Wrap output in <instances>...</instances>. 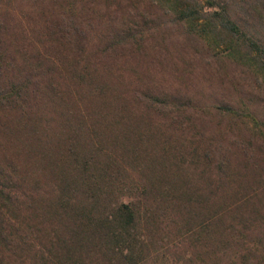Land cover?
<instances>
[{
	"label": "trees",
	"instance_id": "obj_1",
	"mask_svg": "<svg viewBox=\"0 0 264 264\" xmlns=\"http://www.w3.org/2000/svg\"><path fill=\"white\" fill-rule=\"evenodd\" d=\"M208 1L212 8L205 13L197 0L160 3L185 22L190 32L217 41L224 56L264 79V0H231L223 5ZM140 28L125 26L120 31L124 40L113 39L109 50L134 40L143 33ZM3 35L0 31V37ZM7 48L0 39V134L6 149L13 150L4 154L3 167L0 154V264H144L150 248L170 240L172 234L184 237L196 250L190 264H264V156L257 149H237L232 156L219 154L214 138L201 140L194 134L188 138L187 133L196 126L188 125L186 132L182 129L179 135L180 130L173 123L167 124L168 132L176 131L181 151L169 156V149L175 148L170 142L159 143L161 152H156V145L136 138L131 152L135 163L141 164L137 174L143 180L139 183V195H133L137 200L117 206L101 205L99 198H109L114 181L123 179L125 173L131 176L122 163L125 157L118 155L112 144L120 149L133 143H122L119 134L138 131L130 122L133 105L122 109L125 114L116 113L110 121L106 112L111 105L108 100H122L121 94H112L110 87L100 85L97 78H103L101 74L95 73L93 77V73L80 72L75 81L83 86L84 96L88 97L86 106L91 107V112L95 107L98 110L90 114L93 123L82 113L78 124L70 126L73 138L54 145L50 138L39 135L41 115L33 110L28 99V68L21 67L16 58H9ZM49 62L55 67L51 58ZM165 99L169 98H164L167 106ZM134 103L148 118L168 117L157 107L162 100L150 92L137 94ZM217 109L240 117L246 114L229 103ZM183 112L181 106L173 112L174 121L180 126L177 118ZM14 114L21 115L12 125L17 128L15 135L9 125V117ZM189 120L192 122L190 117ZM93 131L112 136L93 143ZM162 132L163 128L155 126L148 133H158L159 138L154 140L158 143L165 136ZM87 140L88 145L90 140V145L97 147L98 154H93L94 150L87 154L77 150L80 144L86 150ZM107 149H113V156ZM123 152L126 153L125 149ZM15 155L21 160L15 159ZM67 158L73 163L67 164ZM234 161L239 163L237 167L232 165ZM49 178L53 185L47 186L42 179ZM32 188L45 192L43 197L30 195ZM20 191L32 196L31 205L18 200ZM78 194L89 201L87 206L76 204ZM212 230H235L236 250L232 249V240L215 242Z\"/></svg>",
	"mask_w": 264,
	"mask_h": 264
},
{
	"label": "rangeland",
	"instance_id": "obj_2",
	"mask_svg": "<svg viewBox=\"0 0 264 264\" xmlns=\"http://www.w3.org/2000/svg\"><path fill=\"white\" fill-rule=\"evenodd\" d=\"M228 1L231 2L216 0V3L223 5ZM197 4L203 13L212 8L207 0H197ZM127 25L137 27V30L140 27L144 29L135 38L137 42L129 39L121 47L109 50L113 39L124 40L120 31ZM0 29L4 32L0 39L8 45L7 56L16 58L21 67L28 68V99L33 110L41 115L39 135H45L47 140L50 138L52 144L68 143L73 138L70 126L78 124L82 113L86 114L89 123L90 120L93 123L90 114L98 109L95 107L91 112V107L86 106L88 97L84 96L83 86L76 82L80 72L93 73V77L95 73L101 74L103 78H97L98 83L110 87L112 94H121L122 100H108L111 104L109 110L102 107L110 121L116 118V113L125 114L123 110L133 105L134 114L130 122L138 131L119 133L122 143H133L123 145L126 153L123 148L117 149L112 144L114 151L125 157L122 163L131 176L127 177L125 173L123 179H117L116 183L114 181L113 186H110L112 194L109 198H99L101 205L117 206L137 200L133 195H139V183L143 180L137 174L141 164L135 163V156L131 152L136 147H132L136 138L156 145V152H161L159 143L170 142L175 148L169 149V156L181 151L176 131L166 130L170 123L180 130L177 133L179 135H182V129L186 132L188 125L196 126V129L187 133L188 138H192L193 134L201 140L205 137L214 138L219 154L232 156L237 149L250 151L254 147L264 156V79L240 66L235 59L224 56L223 47H217V41L190 32L188 25L179 21L168 7H163L160 0H0ZM50 58L55 67L50 66ZM86 67L90 70H85ZM141 92H150L160 98L162 104H157V107L159 111L164 110L168 117L159 115L148 118L140 109H136L134 100ZM167 97L169 100H165L169 104L166 106L164 98ZM228 103L242 112L246 111V114L240 117L217 109ZM179 106L187 116L183 114L177 118L182 127L174 121L173 115ZM140 108L144 109L141 104ZM35 118L36 115V121ZM20 119V114L9 117L14 135L17 134V128L13 126ZM30 119L33 120V117ZM125 120H128L127 116ZM155 126L163 128L165 132L158 143L154 140L159 138V134L152 136L148 133ZM122 128L125 129L124 126ZM111 136L93 131L91 140L96 143L106 141ZM3 137L0 134L2 167L6 165L4 154L8 150L13 151L6 149L8 146ZM110 141L113 142L112 139ZM90 144V140L89 145L87 140L84 145L86 150L81 144L76 149L83 153L94 150L93 154H98L97 147L93 148ZM113 149L111 152L108 149L106 151L113 156ZM57 158L56 162L61 164ZM241 158L246 159L245 155ZM15 159L21 160L19 155H15ZM66 161L67 164L73 163L69 158ZM100 163L96 162L98 165ZM238 164L234 161L232 165L237 167ZM258 177L255 178L258 180ZM50 178L42 179L47 186L53 185ZM44 193L32 188L30 195L40 199ZM32 196L27 197L20 191L18 200L29 201L31 205ZM76 204L87 206L89 201L84 195L78 194ZM234 231L212 230V233L215 242L232 240V249L235 251L238 238H235ZM170 236V240L161 241L150 248V255L144 264H190L194 261L196 250L192 244L179 235Z\"/></svg>",
	"mask_w": 264,
	"mask_h": 264
}]
</instances>
